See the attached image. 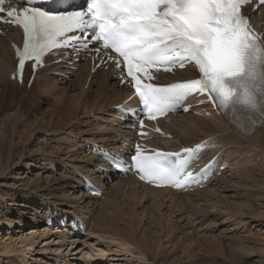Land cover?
Listing matches in <instances>:
<instances>
[{
	"label": "bare ground",
	"instance_id": "bare-ground-1",
	"mask_svg": "<svg viewBox=\"0 0 264 264\" xmlns=\"http://www.w3.org/2000/svg\"><path fill=\"white\" fill-rule=\"evenodd\" d=\"M262 29L264 31V26ZM20 38L19 32L13 29H5L3 35H0V102L8 97L9 87H19L10 80L15 68L10 42H17ZM48 63L49 66L37 73L32 88L45 94L47 91H50L51 95L59 94V101L52 105L49 113L46 115L47 110L41 116L33 118L30 114L24 116L16 111L11 114L7 111L0 112V235L2 231L7 232L6 236L10 235L8 238L0 237L1 254L9 255L8 257L11 254H19L15 260L26 264L27 259L20 255L26 252L17 249V244L28 247L30 250L27 251L31 253V249L34 246L37 248L39 241L46 239L47 236L48 239L54 237L61 246H64L66 241L70 242L69 246L72 249L77 241L72 238L71 241L68 240L67 236L57 229L60 223L68 224L78 220L85 226L86 234L95 237L102 247L106 249L114 247L126 257L130 254L139 257L137 259L140 261L139 264H183L178 256V258L173 257L169 252L163 254L162 242L169 238H167L168 233L173 232L174 225L170 220L178 218L175 222L181 225L180 220L185 216L186 222L180 226L181 228L189 226L190 223L192 228L195 225L202 227L200 225L207 223L210 218L202 207L211 206L214 209L215 205L225 207L227 214L224 220H233L223 231L229 234L241 228L250 232L256 229L253 235L259 239L257 241H264V123L252 134H244L218 117L206 107V104H202L203 99L194 100L192 111L188 115L170 117L167 123L164 122L163 127L173 137L172 141L162 140L159 137H154L152 141L155 145L168 150L179 148L181 145L190 147L208 139L206 150L199 158L200 165L216 157L219 167H224L225 171L220 177L217 175L204 190L189 194L174 193L167 189H149L139 185L132 177L119 178L112 176L113 173L107 176L106 166L93 156L100 147L107 148L111 152L119 151L121 144L131 136L128 123L116 119L117 113L115 117L114 111V107L122 104L128 96V90L119 87L107 72L98 71L90 75L86 62L75 65L76 72L62 64L51 65L50 61ZM74 74L76 77L71 80ZM178 77L193 78V69L187 68L179 72ZM86 84L87 88L84 89ZM82 110H85V115L91 119V129L95 127L98 131L103 129V132L97 135H80L85 132L80 131L81 127L75 122V118L79 111L80 114L82 113ZM91 112H93L92 116H90ZM65 127L68 132L65 137L59 136L55 139L56 131H61ZM33 133L38 140L35 144H32L34 140L31 141ZM70 133L80 136L72 137ZM63 147L66 150L63 151ZM76 147H79L77 152L70 153L75 154L74 159L69 158L71 155L67 159L76 160L77 164L68 167L61 164L57 167L61 160L56 158V154L68 153V149H76ZM55 167L60 169L59 178L54 176L53 171L58 170ZM253 169L256 172L255 177L250 176ZM82 178H89L102 189L101 198L91 197L83 192ZM109 178L112 180L111 183L106 182ZM230 191H237L233 198L243 195L244 200L237 203L227 201L223 193ZM142 201H146L149 208L150 206L153 208L147 217L148 221L146 215L144 216L146 222H142L138 217L139 214L136 213V207ZM162 207L167 208V217L161 212ZM254 209L256 211H253ZM177 213L178 216L175 215ZM217 217L221 218L219 215ZM50 222L56 226L53 231H49ZM169 222L173 226L168 227ZM25 223L34 226L30 232L37 231V237L36 234L27 237L23 233ZM206 223L203 224L207 225L204 228L210 230L211 225ZM40 225L43 226L42 230L38 229ZM12 229L17 230L12 231ZM19 232L22 236L13 235ZM226 232H222V236L229 238ZM22 233L25 235L23 239ZM196 233H199V230ZM16 237H18L17 243ZM55 244L53 246L58 245ZM243 244L240 249L244 252L240 256L236 255L229 245L228 248L223 247V252L229 259L235 256L237 260H242V263L264 264V247L261 249L255 246L253 239H248L247 243ZM45 246L49 247L47 243H44ZM40 251L42 249H38V252ZM58 251L59 248L53 250V256L54 254L57 256L51 257L52 261L51 258L48 259L50 264L66 262L62 255H58ZM118 259V262L134 264L127 258ZM93 261L92 264H99L102 260L98 259L94 263Z\"/></svg>",
	"mask_w": 264,
	"mask_h": 264
},
{
	"label": "snow or ice",
	"instance_id": "snow-or-ice-1",
	"mask_svg": "<svg viewBox=\"0 0 264 264\" xmlns=\"http://www.w3.org/2000/svg\"><path fill=\"white\" fill-rule=\"evenodd\" d=\"M255 2L89 0L86 9H77L73 0H0V23L22 29V49L14 45L15 75L21 82L26 61H35V72L53 49L80 45L88 50L91 41L102 62L111 60L121 70L122 82L127 80L134 89L140 112L148 119L174 110L191 95L207 94L226 118L231 114L239 123L237 116L243 115L255 123L257 116L264 119V34L243 11ZM20 4L26 6H14ZM186 65L194 66L199 78L167 85L154 82L161 69L169 72ZM121 111L136 114L124 107ZM136 123L143 128V119ZM203 147L146 154L136 145L128 170L134 167L141 180L155 186L188 188L211 167L199 173L190 170ZM112 164L125 167L117 157Z\"/></svg>",
	"mask_w": 264,
	"mask_h": 264
},
{
	"label": "rangeland",
	"instance_id": "rangeland-1",
	"mask_svg": "<svg viewBox=\"0 0 264 264\" xmlns=\"http://www.w3.org/2000/svg\"><path fill=\"white\" fill-rule=\"evenodd\" d=\"M75 77H76V74H75V76L72 77V79H74ZM87 83H88V81H87ZM86 87H87V85L84 87V89H86ZM23 89H26V91H23ZM93 89H95V88H93ZM47 92L49 93L50 91H47ZM47 92L45 94V93L41 92L40 90L33 89L32 87L30 89H27L24 86H19L18 88L9 87V89H8V94H9L8 97H5L6 99L4 98L0 102V108H1L0 112L7 111L8 114H11L14 111H16L18 113H22L24 116H25V114H30V116L31 117L33 116V118H34V117H37V116L38 117L41 116V114H43L45 111L48 110V112H46V115H47L49 113L50 109L52 108V105H54L56 102L59 101V94L51 95L52 94L51 92H50V94H48ZM44 97L46 98V100H45ZM78 113H77L78 116L75 118V122H77L80 125L79 126V127H81L80 131L83 130L86 133V134L85 133L84 134L80 133L81 136L82 135H85V136L86 135H97V134L103 132V129L99 130V131L95 127L93 129H91V126H90L91 119H90V117L85 115V113H86L85 110H82L81 114H80V111ZM92 114H93V112H91L90 116H92ZM100 116H102V115L100 114ZM87 124H89V125H87ZM67 127L63 128L61 131H58V132L56 131V137H54V138L55 139L57 137L59 138V136L60 137L61 136L65 137V134L68 133L66 131ZM88 132L90 134H88ZM69 135H71L72 137L80 136V135H77L75 133L74 134L70 133ZM73 135H75V136H73ZM84 137H82V138H84ZM48 138H50V137H48ZM32 140H34V142L32 144H35V142L38 141L35 133H33L32 137H31V141ZM17 141L18 140L16 139V142ZM54 143H56V142H54ZM78 148L79 147H76V149L75 148H72L70 150L68 149V153L60 152V154H56V158L58 157V159L60 158L59 160H61L60 163H58L57 167L59 165H61V164H63L65 167H68V165L77 164L76 160L72 161L71 159H67V158L71 155L69 158L74 159L75 154H70V153L77 152L76 150H78ZM62 150L64 151L66 149L63 147ZM32 153H33V151H32ZM67 154H68V156H66ZM80 158L81 157H79L78 159L80 160ZM64 159H66V160H64ZM68 160H70V161H68ZM47 167H49V166H47ZM57 167H55V169H58V170H54L53 171L54 174H55L54 175L55 178H59V174H60V172H59L60 169L57 168ZM255 169H253L251 171V173H250L251 177H255L254 176L256 174V172H254ZM236 192L237 191H235V192L230 191V192H226V193H223V194H225V197L227 198V201H229V202H236L237 203V202H239L241 200H244V196L243 195H242V197L240 196L239 198H233L232 196L234 194H236ZM100 200H102V199H100ZM145 203H146V201H142L141 204L138 205V207H136V213L139 214L138 217L142 220V222H146V219H147L148 215L150 214V211L153 209L151 206L149 208L148 203H146V204ZM214 207H215L214 209L211 208V206L210 207H202L203 211L207 212L208 213L207 215L210 217L209 220H207V223L205 222L206 224L211 225L210 226L211 227L210 230H207L206 227L204 228V226H207V225H203L205 223L200 225L202 227H198V225H195L192 228V224L190 223L189 226H185V227L181 228L180 226H183L184 222H186L185 216H183V218H182L183 220L182 219L180 220L181 225L179 224V222H175V221L178 220V218L171 219L170 222H172V224L174 225V227L172 229L173 232L171 231L172 232L171 234L170 233L167 234V238L169 237L168 238L169 240L167 239L165 242H162V247L164 249V253L163 254H166V252H169L171 254V256L173 255V257H176V258L179 257L182 260V262H184L185 264H247V263H242L241 262L242 260H239V259L237 260V258L235 256L233 257V259H229V257L224 254L223 247L225 246V248H228L227 247L228 245L232 246V249L235 251L236 255L240 256L242 254V252H244L243 249H240L241 244L244 243L243 245H245L247 243L248 239H253L254 242H255V246L263 249L264 241H262V240L257 241L259 239L255 235H253V233L256 232V229H253L250 232L249 230L245 231L244 229L241 228V229H238L235 232L229 233V234H228V232L223 231L226 228L225 226L226 225L227 226L230 225L233 220H230V221L224 220V216L227 214L224 206L215 205ZM14 208L16 209L17 207L15 206ZM260 209H263V208L260 207ZM161 210H162L161 212L165 213L164 215L167 217V214H168L167 211H166L167 208L162 207ZM253 211H256V210L254 209ZM175 215L178 216L179 214L177 213ZM217 215L221 216V218L217 217ZM28 216L30 218V215H28ZM144 216L146 217V219H145ZM165 216H164V218H165L164 221L166 220ZM221 220H223L224 222H222ZM147 221H148V219H147ZM170 222L167 224V226L169 225L168 227L173 226ZM213 222H215L216 224L214 225ZM229 222H231V223H229ZM164 223L166 224V221ZM209 223H211V224H209ZM27 224L25 223V227H24L23 233L27 237L30 236V234L31 235H35L36 234L35 237H37L38 236V232L37 231L30 232V230L34 226H29ZM190 225H191V227H190ZM42 227L43 226L40 225L38 227V229L42 230ZM14 228H17V227H14ZM191 228L193 229V231H192ZM198 228H201V229H198ZM203 228L205 230H203ZM14 230H17V229H14ZM14 230L12 229V231H14ZM165 230H167V229H165ZM165 230H164V232H165ZM181 230H182V233H181ZM198 230H199V233H196V231H198ZM190 231H191V233H189ZM193 232H194V234H193ZM222 232L223 233L226 232V234L229 236V238L223 237L222 236ZM180 233H181V235L182 234H184V235L181 236ZM1 234L2 235H0V237H3V236H6L7 232L5 233L4 231H2ZM13 235L20 236L21 233L20 232L19 233H13ZM25 235L22 237V239L25 237ZM180 236L182 238H180ZM184 236H186V237H184ZM6 237L7 238L10 237V235L8 234ZM47 237H49V236H47ZM47 237H45L46 239L43 238L44 240L41 239L39 241V244L38 245L36 244L37 248H36V246H34L33 249H31V253L29 251H27V250H30L28 247H27L28 248L27 249L26 247H24V245L17 244V246H16L17 249H21V250H24L26 252L24 254H20V255H23V257L25 256L24 257L25 260L27 259L26 260V264H33V263L34 264H37V263L38 264H40V263L41 264H50L48 259H50L51 257L54 258V257L57 256V254H54V256H53V250L56 249V248H59V251L57 252L58 255H62L64 257L63 260L66 261V262H63L62 264H78V263L79 264H84L85 262H86V264L87 263L92 264L93 260H94L93 261V263H94L98 259H99V261L102 260L101 262H99V264L100 263H102V264H106V263L126 264L125 262H118V260H119L118 258H120V257L123 258V259L127 258L130 261H132L134 264H139L140 263V261L137 260L139 257H136V256H134L132 254H130L129 257L123 256L124 254L119 252V251H117L116 248H114V247L113 248L110 247L109 249H106V247H102V245L100 243H98L97 240H95V237L88 236L86 233L84 234V236L82 238L75 239L78 243L75 242V244L73 245L72 249H70L71 246H69L70 242L66 241L63 244L64 246H61L59 243H57L58 242L57 240H54V237H51L49 239ZM138 237H139V235H138ZM162 237H164V235H162ZM17 238L18 237H16V243L18 242ZM14 240H15V238L13 239V241ZM45 240H46V242H44ZM68 240H70V238H68ZM2 241H4V238L2 239ZM2 241H1V243H2ZM54 242L56 244H58V245L57 246H53L55 244ZM100 242L102 243V242H105V241H100ZM239 242H241V244H239ZM44 243L48 244L49 247H47V248H49V249H47L46 246L44 247ZM107 243H109V241H107ZM99 245H101V246H99ZM21 246L23 248H21ZM38 249H42V251H40L42 254L40 252H38ZM69 249H70V251H69ZM192 249H193V251H192ZM62 251H63V253H62ZM84 253H87V255H85ZM65 254H66V256H65ZM98 254L100 256H98ZM170 254H169V256H170ZM12 255L13 254H11V256L8 257L9 255L5 256V255L0 253V258H1L0 259V264H2V263L3 264H16V263L17 264H24L23 262L19 263L18 261H16L17 259L15 260V258H17L16 256H18L19 254L13 255L14 257ZM28 255H29V257H28ZM192 256H194V257H192ZM198 257H200V258H198ZM6 258H8V259H6ZM28 258H30V259H28ZM37 258H38V260H37ZM53 258H51V261H52ZM94 258H96L97 260L94 259ZM243 260H246V259H243ZM39 261H40V263H39ZM234 261H235V263H234Z\"/></svg>",
	"mask_w": 264,
	"mask_h": 264
}]
</instances>
